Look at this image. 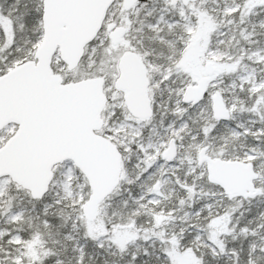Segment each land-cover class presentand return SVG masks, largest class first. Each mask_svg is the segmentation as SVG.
<instances>
[{"label":"rangeland","instance_id":"374dc122","mask_svg":"<svg viewBox=\"0 0 264 264\" xmlns=\"http://www.w3.org/2000/svg\"><path fill=\"white\" fill-rule=\"evenodd\" d=\"M109 23L126 28L122 42L116 46L111 44L110 32L106 29ZM8 33L11 38L10 27ZM124 49L137 51L147 65L154 111L148 121L133 118L121 94L112 86L117 73L116 61ZM107 55L113 62L109 65L110 73L97 60L102 61ZM208 62L214 66V72L207 79L206 97L197 105L181 102L185 87L206 75L204 68ZM53 68L63 77L70 74L75 80L99 73L103 76L109 101L100 132L122 154L118 187L100 203L89 229L100 233L105 229L104 219L113 220L114 235L131 247L141 246L143 264L147 258L159 264L155 255L143 252L144 247L152 249L153 246L155 251L166 246L167 264H193L203 256L234 264L229 250L239 247L241 241L246 248L248 237L238 228L231 232L228 229L241 221V212L251 204L264 206V196L251 203L240 198L225 202L222 189L206 180L205 166L197 164L195 154L201 146L208 145V154L214 157L264 160V0H202L187 6L179 0L173 3L150 0L138 2L130 9L118 0L78 67L68 72L56 55ZM215 91L223 96L231 113L229 121L215 122L212 118L210 95ZM171 138L178 151L176 158L167 163L161 155ZM249 141L253 142L250 147ZM263 163H257L260 177L256 184L264 189ZM72 181H76L75 185ZM83 182L75 175L66 177L60 194L70 197L75 192L80 198ZM0 186L10 197L0 198V233L29 229L35 221L32 212L40 205L32 212H24L23 219L9 216L5 210L10 207L31 209L32 205L24 189L8 177L0 179ZM55 195L53 188L50 199ZM171 202L177 208L164 210ZM181 204L183 207L179 208ZM202 212L204 216L200 215ZM188 227L195 235L190 245L183 246L180 234ZM65 231L66 228H61L59 233L53 229L51 236L41 237L35 236L32 229L30 236L35 239L25 248L28 261L36 259L40 264L42 257V264H53L57 256L44 253V248L51 247L59 253L63 264H72L73 244H86L84 248L92 254L91 264L123 259L104 249H99L104 254L98 255L93 240L81 242L84 237L75 232L72 235L78 239H65L62 235ZM213 234L225 245L224 251L212 238ZM10 247L6 239H0V248ZM242 255L246 258V252ZM4 257L5 253L0 252V258L6 262Z\"/></svg>","mask_w":264,"mask_h":264},{"label":"snow or ice","instance_id":"6c2138e0","mask_svg":"<svg viewBox=\"0 0 264 264\" xmlns=\"http://www.w3.org/2000/svg\"><path fill=\"white\" fill-rule=\"evenodd\" d=\"M18 5L19 0H0V111L6 109L13 116V119L0 125V161L9 154L24 155L35 150L40 155L43 166L45 151L56 143L61 144L70 155L65 157L63 166L55 169L47 184L39 190L24 188L32 205L31 209L10 207L5 210L9 216L23 219L24 212H32L37 204L40 205L38 210L32 212L35 221L29 229L17 232L9 229L0 233V239H6L11 245L10 248H0V252L5 253L6 264H28L25 248L30 246L31 239H35V236H51L53 229L59 233L61 228H66L67 231L62 233L65 239H78L72 235L75 232L86 241L93 240L98 255H103L99 249H104L110 255L123 258L113 259L111 262L105 259L103 264H143L141 246L131 247L128 242L114 235L111 228L113 220L104 219L105 229L100 233L89 229L90 220L83 207L84 201L89 198L86 181L80 186V198L76 197L75 192L70 197L60 194L64 191L62 185L66 177L75 175L77 180L81 179L82 174L73 160L79 159L83 162L85 145L91 143V137L82 115L78 85L67 83L70 78L75 80L76 77L67 74L60 79L50 75L44 66L41 53L37 51L43 35L41 25L47 6L46 0H36L34 13L27 8L19 11ZM26 13L34 35L26 34L21 45L18 33L24 27L23 18ZM9 126H13L11 131H8ZM17 129L18 135L5 146V141ZM75 183L76 181H72L73 185ZM53 188L56 195L50 199ZM258 195H264V189L259 190ZM0 198L10 199L3 186H0ZM98 215L103 217V213ZM253 219L258 220V223H252ZM236 228L248 237V241L246 248L241 241L239 247L229 250L234 264H264V209L256 217H249L248 223L233 225L228 231ZM32 229H35V236H30ZM212 238L220 245V250L224 251L225 245L215 234ZM72 247L75 250L72 264H91L92 254L82 244H73ZM143 252L149 256L155 255L159 264L168 262L166 246H161L159 251H155V246L152 249L144 247ZM213 252L215 253V247ZM245 252L246 258L242 255ZM44 253L57 256L53 264H63L59 253L54 252L51 247L44 248ZM39 260L42 264L43 258ZM32 264H37V260L33 259ZM153 264H157V261L154 260ZM193 264H203V258L193 261Z\"/></svg>","mask_w":264,"mask_h":264},{"label":"water","instance_id":"95a60500","mask_svg":"<svg viewBox=\"0 0 264 264\" xmlns=\"http://www.w3.org/2000/svg\"><path fill=\"white\" fill-rule=\"evenodd\" d=\"M134 0H124L126 7H131ZM174 1V0H171ZM198 0H181L183 5ZM114 0H46L45 15L43 17V37L37 45V51L42 55L44 66L50 75L62 79L54 73L51 67L52 57L56 51L68 70L74 69L83 56L84 47L90 43L102 27L106 13ZM111 28V27H109ZM124 27L113 30L111 40L114 44L121 41ZM119 75L114 81L116 90L123 93V100L130 114L141 121L152 115L151 100L148 95L149 80L146 66L137 53L124 51L117 63ZM213 65L205 66L207 74L214 71ZM78 85V94L81 101L82 115L87 122L88 134L91 143L85 145L83 162L74 159L73 163L86 177L90 194L83 207L89 219H93L98 204L116 187L121 173V153L109 139L99 135L97 131L102 126L101 112L106 103L101 77H90L75 82ZM207 91V77L197 81L195 85H188L182 96V102L197 104ZM222 95L215 91L211 96V110L213 117L218 120H228L230 112L227 109ZM13 119L10 111H0V125ZM15 132L5 142L11 143L18 135ZM205 147L198 152V163H206L207 180L218 185L224 194L232 199L255 198L261 188L254 181L258 174L251 161L223 160L212 158L206 153ZM176 148L171 139L164 153V158L171 161L175 156ZM70 154L59 143L47 148L43 155L41 166L40 155L33 150L24 155L9 154L0 161V178L9 176L13 182L21 187L39 190L47 184L53 174V166L64 161ZM0 264H2L0 260ZM32 264V262H28Z\"/></svg>","mask_w":264,"mask_h":264},{"label":"trees","instance_id":"16d2710c","mask_svg":"<svg viewBox=\"0 0 264 264\" xmlns=\"http://www.w3.org/2000/svg\"><path fill=\"white\" fill-rule=\"evenodd\" d=\"M145 1H150V0H145ZM35 4H36V0H19L18 10L19 11H23L24 9L27 8L29 10V12L34 13V6H35ZM23 19H24V27L18 33V35L20 37V43H21V45H23V43H24V39L23 38L25 37L26 34H33L32 24H31V22L28 21V14L27 13L25 14V16H24ZM9 55H11V53H9ZM97 60L99 62H103V64H104L105 67H107L110 64V58H109L108 55L105 56V57L103 56L102 61L99 60V59H97ZM111 64H112V62H111ZM251 139L252 138H250V140ZM252 143H253L252 141L247 142V144L249 145V147H250V145H252ZM262 161H264L263 158H262V160H261V158L259 160L258 159H254V162H255L256 165H257V163H258V165L260 163H263ZM128 172H129V169H128ZM130 173H132V172H130ZM81 180L84 181V178H83L82 175H81ZM132 180L136 181L135 179H132ZM10 195L12 196L11 193H10ZM224 199H225L224 200L225 202L229 201L227 198H224ZM254 200H259V198H256ZM180 207H183V205L182 204L179 205V208ZM175 208H177V207L174 206V204L171 202L170 206L164 207V210H172V209H175ZM261 209H264V206L259 205V203L257 205L256 204H251V206H249L248 209L246 208L244 210L243 214L241 215L242 216L241 219H240L241 221L239 223H237V225L238 224L239 225H243V224L248 223L249 217H256L257 214L259 213V211ZM200 215L202 216L203 215V212ZM253 221H254V219H253ZM253 221H252V223H254V224L255 223H258V222H253ZM103 227H105V225ZM183 232H184V234H182V233L180 234L181 235L180 237H183V239H182V245L183 246H188V245H190V243H189L191 241L190 239H192V237L195 235V232H194V230L191 232V228H189V227L186 228V229H183ZM83 240L85 241V239L81 238V242H84ZM186 241H187V243H186ZM44 242H46L45 239L43 240V243ZM84 246L86 247V244ZM202 258H203V264H229V262H227V263L226 262H223L222 263V261L219 260V259H215L214 261L208 260V257L207 256H203ZM146 260H147V263L146 264H151V263L153 264V261L149 260L148 258Z\"/></svg>","mask_w":264,"mask_h":264},{"label":"flooded vegetation","instance_id":"af4514ba","mask_svg":"<svg viewBox=\"0 0 264 264\" xmlns=\"http://www.w3.org/2000/svg\"><path fill=\"white\" fill-rule=\"evenodd\" d=\"M196 82V81H195ZM215 122H219V121H215ZM206 148H208V151H209V146L208 145H206Z\"/></svg>","mask_w":264,"mask_h":264}]
</instances>
